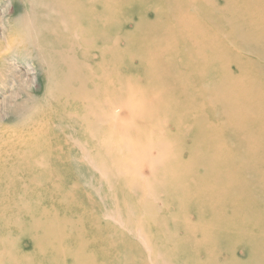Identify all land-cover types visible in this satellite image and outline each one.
Listing matches in <instances>:
<instances>
[{
    "label": "bare ground",
    "instance_id": "bare-ground-1",
    "mask_svg": "<svg viewBox=\"0 0 264 264\" xmlns=\"http://www.w3.org/2000/svg\"><path fill=\"white\" fill-rule=\"evenodd\" d=\"M119 1L127 2L129 0H21L23 7L28 12L29 9L31 10L30 16L26 14L28 17L24 22L26 31H22L21 39L15 36L17 28L9 31L7 27L8 32L4 31L0 34V71L7 70L5 72H8L7 77L16 78L18 77L14 61L16 55H23L26 59L27 56H32L36 59L32 61H36L39 74L46 77L44 90H47V95H45L44 101L53 105L50 113H47L52 116L43 118L41 127L44 129L47 122V126L50 122L59 124L62 125L60 128L64 134L68 128L73 127L74 135H70L67 138L69 141L66 143L67 148H70L74 154L73 156L76 157L75 144L89 145L77 154L86 159L89 158V160L90 157L97 158L98 161H104L110 167H116L110 170L102 165L104 173L112 174L116 178V174H119L117 167L120 165L118 161H116L117 166L113 165L109 159L116 143L115 136L118 127H116L115 120L120 113L116 104L120 102L129 108L131 103L139 98V93L135 92V89L132 90L129 81H127V87H120L125 83L123 82L124 78H121L116 72L119 55L121 54V61L125 62L140 59L146 63L148 59H154L155 77L153 78L158 84L157 93L163 94V97L160 102L151 105L147 111L146 116L149 122L145 130L143 129L144 131L140 129V126L130 123L123 125L124 128L130 130V142L140 146L142 155H144L143 157L142 155L138 156L133 161L129 158L135 163L131 167L138 171L139 166L146 160L144 147L149 148L150 153L148 154L152 153L151 158L157 156L158 162L154 167H157L158 172L167 173L168 180L162 181L157 176V181L152 179L146 183L145 190L151 193L153 199L161 195L181 198L184 208L195 215L196 222H187L180 217L176 220V229H186L188 241L194 246H189L192 251L199 245L204 256L210 257V254L216 256L217 251L225 250L219 248V243H215L217 237L226 239L236 229L238 240L229 251L249 247L251 259L248 264H264V221L260 220V215L264 214V207L260 205V199H256L258 195V197L261 194L264 195V72H261L257 65L258 60L264 59V0H221L224 1L223 4H216L214 0H190L194 3V17L190 18L185 15L180 8L173 9L166 20L150 27L156 35L152 37L148 47L136 49L132 55L120 50L119 46L122 42L125 46L131 45L127 39L137 32V27H134L126 36H122L123 41L119 39L117 31L123 29V25L127 23V18L122 16L125 12L121 15L123 19L116 20L115 13H117ZM133 5L137 6L135 3ZM144 6L147 11H144L142 17L138 18L140 23L150 12L156 16L164 11V7L161 9L157 2L153 4L145 2ZM214 12H220L224 17L212 22L211 15L213 16ZM6 18L5 10L1 11L0 27H4L2 22ZM19 20L20 28L23 24L20 22L23 19ZM221 21L227 27L229 36L233 38L228 36L229 39H224L217 33L219 30L216 29L217 26L215 29L212 28V24H218ZM12 24L15 23L12 22ZM10 27L12 28V26ZM19 28V31L24 29L20 30ZM242 50H246L249 57H242L239 54ZM30 64L27 63L26 66H30ZM127 67L130 69V66H126L124 68L126 72L129 71ZM151 70V67L146 66L139 73L151 75ZM28 71L32 70L28 69ZM21 77H27V75L22 74ZM164 86L176 90L177 97L168 96ZM159 111L163 120L157 118ZM186 115L194 116V121L188 122ZM140 118L136 119L140 121ZM167 123H174L175 129L180 131L179 138L184 136L188 140L187 149L190 163L188 172L184 171L174 157V152L181 150V147L176 145V142L168 135H161ZM48 134V132L38 131L35 137L28 139L35 142ZM25 135L26 132L21 131L10 138L22 137L23 139ZM221 139L225 141L226 146L220 147L218 141ZM228 141L233 142L231 147L227 145ZM63 146L60 145L61 148H66ZM51 152V149L48 151L42 148L37 150V153H46L47 156ZM37 156L39 155L35 157ZM223 157L225 161L219 163L218 161ZM125 161L120 159V163ZM91 162H89L90 165ZM200 171H202L201 175ZM178 173L182 175L180 181L177 180ZM248 174L252 175L253 180L247 178ZM191 176L195 179L191 180ZM197 180L203 187L202 192L205 195L203 198L198 195L197 187L199 185L197 184L199 183H196ZM109 181V185H111L112 180ZM13 182L17 183L18 181ZM132 184L134 185L133 189H139L142 195L148 198L143 190L136 186V182ZM6 185L13 187L11 184L6 183ZM32 185L33 183L30 186ZM193 186H195V190L192 188ZM232 188H234V192ZM106 194L108 193L106 192ZM100 196L98 197L100 198ZM7 208L0 203L1 218L3 216L9 220L8 217H10L11 222L15 219H12L13 216L20 215L21 218H24L21 215L23 211L21 208L11 211H8ZM118 208H120L119 205L116 209ZM145 208L148 219H155L156 217L152 214L153 206ZM122 209L120 208V210ZM229 209L233 210L231 219L225 217L226 210ZM262 209L263 211L260 212ZM117 212L119 211L117 210ZM132 213L131 215H133ZM117 214L115 213V215ZM138 215L137 213L134 216L138 217ZM201 216L210 219L208 230L215 238V240H211V245H206V247L201 246V243H198L195 238V234L201 233L203 230L202 224L198 221ZM103 218L108 219L106 216H102ZM126 218L128 219V217ZM128 220L132 222V220ZM162 220L168 219L163 218ZM186 220L188 219L186 218ZM29 221H31L30 218ZM42 221L45 222L44 219ZM228 222L231 223L232 230L225 228ZM35 225L32 230L36 231ZM106 226L113 238L119 233L116 227L123 229L117 224L115 228L108 223ZM127 226L132 229V226L128 224ZM164 226L166 229L167 224ZM40 227L39 229H42ZM48 235L50 236V234ZM141 235L139 237L133 235V238L138 240L148 238L145 236V231ZM19 238V235L11 237V243H16ZM39 240L45 242L43 237ZM62 243L63 241L56 245L55 242H52L57 255L59 253L68 254L66 249L61 247ZM113 245L114 239L106 240L107 247L111 248ZM6 249H9V245ZM6 249H4L5 252ZM149 252V257H147L158 262L161 261V258H171L180 264H232L227 259L225 261L215 259L213 262L209 260L195 261L193 257H188L190 252L184 251L175 244L166 245L161 256L154 252L149 254ZM181 252H186L183 254L184 257H188L187 261H183L184 257L180 258L179 253ZM2 254L0 253V264H5L6 261L11 264L18 262L12 253H10L11 258L10 256L6 258ZM137 254L140 256L141 253L139 254L138 251ZM82 255L83 253L80 251L74 253L73 264L92 263L89 254L85 255V258L81 257L82 261H79ZM116 255L121 260L122 256ZM128 258L129 256L121 261L126 263ZM166 261L167 263L171 262V260Z\"/></svg>",
    "mask_w": 264,
    "mask_h": 264
},
{
    "label": "rangeland",
    "instance_id": "rangeland-1",
    "mask_svg": "<svg viewBox=\"0 0 264 264\" xmlns=\"http://www.w3.org/2000/svg\"><path fill=\"white\" fill-rule=\"evenodd\" d=\"M152 1L153 3H159L161 9L164 7V11L162 13L160 12L161 14L158 13L156 16H154L151 12H148L149 14L146 16L145 20L140 23L138 18L142 17L144 11H147V8L144 6L145 2L153 4ZM214 2L216 4H223L224 1L214 0ZM133 3L137 6L133 5ZM140 5L142 6L139 7ZM177 8L183 10L185 15L190 18L194 17V3L190 0L119 1L117 3V13H115L116 20H119L120 18L123 19V17L127 18V23L123 25V29H121L122 31L120 29L117 31L119 32L117 33L119 39L122 40V36H126L127 33L134 29V27H137V32L132 37L127 39L128 42H131V45L125 46L122 42L119 49L127 52L128 54L131 53L132 55V52L136 49L147 48L152 37L156 35L154 30L150 27L152 25L162 23L163 20H166L167 16L172 13L173 9ZM4 10L5 18H7L2 22L4 23V27H0V34L4 31L8 32V28L9 31L10 29L12 30L17 28V34L15 36L20 38L22 31H26L24 22L26 20L25 18L30 16L29 13H31V10L29 9L28 12L25 7H23L21 0H0V16L1 11ZM123 12L125 13L122 15ZM26 14L29 15L27 16ZM221 17L224 16H222L220 12H214L213 16L211 15V21L216 22ZM7 19L9 20L7 21ZM19 19H23L20 22L23 23L20 28L18 26L20 25L18 23V21H20ZM6 21L8 26L6 25ZM223 21L218 24L216 23L217 25L212 24V28L215 29V26H217L216 29H219L217 31V33L220 34L219 36L224 39H229L231 36H229L228 29L223 24ZM12 22L15 24H12ZM9 25L12 26V28ZM18 28L20 30L24 28L25 30L23 29L19 31ZM239 54L242 57H249V53H247L246 50H242ZM24 57L25 56L23 55H16L14 60L17 67L16 75H18L16 78L22 80H17L15 77H7L6 74L8 72L5 73L7 70L0 71V203L5 205L6 208L8 207V211L21 208L23 210L21 215L24 216L22 219L20 215L17 216V214H15V216L19 217L17 218L14 217L13 214V217H11L12 219H15H13L12 222L11 218L8 216L9 220H7V218H3V216L2 218L0 217V250H3L0 251V253H3V256L6 258L10 256L11 258L13 255V257L18 260L16 264H73V259H75L74 253H79L80 251L83 255L80 256L79 261H82L81 257L85 258V255L88 256L89 254L92 259L91 264H162V262H164L163 264H180L171 258H161L160 262L148 258L149 251V254L154 252L156 255L161 256L166 245L172 246L175 244L184 251L190 252L188 257H193L195 261L209 260L213 262L215 259L220 261H225L227 259V261H230L229 263L232 264H248L251 259V256L249 257V247H235L238 249L229 251L231 246H233L238 240L235 233L237 232L236 229L226 239L217 237V242L215 243H219V248H224L225 250L222 252L217 251L216 256L212 254H210V257L204 256L202 253L203 250L199 247V245L196 246L197 248L194 249V251H192L189 246L192 247L193 245L188 241L189 238L186 229H176V220L180 217L187 222H196L197 219L195 215L189 213L188 209L184 208V202L181 198H172L167 195H161L157 198L154 197L153 199L151 198V193L145 190L147 186L146 183L152 179L157 181V176L162 181L168 180L169 176L167 173L158 172L157 167H154L158 162L157 156L151 158L150 156L152 153L148 154L150 153L149 148L144 147L146 160L139 166V170L135 171L134 168L131 167L132 164H135L132 162L133 159L141 156L143 152L140 146H136L130 142V130L128 128H124L123 125L125 123H130L135 126H140L141 130H145V127L149 122L146 116L147 111L151 105L160 102L163 97V94L157 93L158 84L153 78L155 77V73L153 71V67L155 66L154 59H148L146 63H143L140 59H133L130 62H125L121 61V54L119 55L117 63L118 69L116 72L119 76H121V78H124L123 82L125 83V85H120V87H127V81H129L132 90L135 89V92L137 91L139 93V98L132 102L129 108L125 107L120 102V104L118 102L116 104L118 112L120 113L116 116L115 120L116 127H118L116 128V143L113 149V154L109 156V159L113 165H116V161H118L120 167H117L119 174H116L117 177L114 178L112 174L109 175V173L105 172L107 174L106 175L102 171V165H105L106 169L110 168V170H113L116 167H110V165H107L106 162L98 161L97 158L90 157L89 160V158L86 159L85 157L77 154L85 150L87 146L89 147V145L85 146L75 144L76 149L74 153L76 157L73 156L74 154L70 148H67L66 146L67 141H69L67 138H69L70 135H74L75 131L73 127L68 128V131L65 134L62 132V128H60L62 125L59 124L50 122L47 126V122L44 129L41 127L40 124L43 118H49L52 116L47 113H50L53 105L51 103H49V105L44 101L45 95H47V90H44V79H46V77H42L41 74H39V70L35 64L36 61H32L36 59L32 58V56H30L31 58L27 56V59ZM30 62H32V64H30ZM27 63L30 64V66H26ZM257 63L259 70L264 72V59L258 60ZM126 66H130V69L127 67L129 69L127 72L124 69ZM146 66L151 67V75H143L139 73V71ZM251 66L254 67L253 65ZM28 69H31L32 71L30 72ZM22 74L27 75V77H21ZM31 81L33 82L31 83ZM164 90L168 96L176 98L178 95L177 91L170 87L164 86ZM120 106H123L124 108H121ZM157 114L158 120H163L160 111ZM138 117L140 118V121L136 119ZM185 117L188 122L192 123L194 121V116L192 115H186ZM21 131L26 132L27 135H25L23 139L22 137H18V139L13 137L15 140L10 138V136L15 133H20ZM38 131L42 133L48 132L49 134L37 139L35 142L28 139L30 137H35ZM162 131L161 135H168L176 142V145L181 147V150L174 152V157L177 159L179 165L183 167L184 171L188 172L190 170V163L188 160L189 152L187 148L189 143L187 138L184 136L179 138L180 131L175 129L174 123H167ZM158 134L160 135V133ZM218 142L220 147L226 146L224 140L221 139ZM231 144H233V142H227V145H230V147L232 146ZM60 145H64L63 147L66 148H61ZM41 148L46 151L51 149L52 152L48 156L46 153H37V150H40ZM34 149L35 151H33ZM36 155L39 156L35 157ZM143 156L144 155H142V157ZM129 158L132 159V161L129 160ZM120 159L126 161L120 163ZM90 161H92L91 165L94 164V166L90 165ZM223 161H225L224 157L218 162L223 163ZM234 161H236V159H234ZM100 164L101 166H99ZM12 170L15 172H12ZM199 173L201 175L202 171ZM108 176L109 178H107ZM177 176V180L180 181L182 178L181 173H178ZM247 178L249 180H253L252 175L248 174ZM194 179L195 177H192L191 180ZM109 180H112L110 183L111 185H109ZM13 181L18 182L15 183ZM133 182H136V186L142 189L148 198L144 197L139 189L132 188L134 186L132 184ZM6 183L11 184L13 187H7ZM31 183H33L34 186H30ZM196 183H199L197 184L199 185L197 187V190L199 191L198 195L203 198L205 196L202 192L203 187L200 186L201 184L199 180H197ZM194 187L195 186L192 188L194 189ZM232 190L234 192V188H232ZM106 192L108 194H106ZM99 195H101L100 198L98 197ZM258 196L256 199H260V205H263L262 207H264V195L261 194L260 197ZM117 205H119L121 209L123 207V212H121L122 210H120V208L116 209ZM150 205L154 208L152 209V214L156 217L155 219H148L145 214V207L149 208ZM117 210L121 213L117 212ZM262 211L263 209L260 210V212ZM131 212H133V215H131ZM115 213L118 214L115 215ZM137 213L139 214L138 217L134 216ZM232 214V209L226 210L225 217H227V219H231ZM101 215L108 217V219H102ZM260 216L262 217H260V220L263 222L264 214H261ZM126 217L132 220L133 223ZM29 218L32 223L29 221ZM163 218H167L168 220L163 221ZM186 218L188 220H186ZM43 219L46 223L42 221ZM46 220L49 221L47 222ZM198 221L202 224L203 230L201 233L198 232L195 234L197 242L201 243L200 245L203 247L211 245V240H215V238H213V234L209 233L208 230L210 219L208 217L201 216V219ZM164 222L166 223L164 224ZM106 223L113 228H115L117 224L123 229L116 227L119 230V233L113 238L109 234L110 230L107 228ZM34 224H36L35 228L37 227L36 231L35 229L32 230V228H34ZM127 224L132 226V229L127 226ZM163 224H167L166 229ZM40 226L42 229H39ZM47 228H49V232ZM225 228L232 230L231 223L228 222L225 225ZM144 231L145 236L148 237L145 238V240L133 238V235L139 237V235L144 233ZM203 231L204 234H202ZM42 233L43 236H41ZM48 234H50V236ZM18 235L20 237L19 240L12 244L11 237ZM42 237L45 242L39 240L42 239ZM110 238L114 239V245L111 248L106 246V240H110ZM62 241L63 243L61 244V247L66 249L68 252L67 255L63 253H59V255H57L53 248L54 244H52V242H55V244L58 245ZM8 245L10 250L6 249L8 248ZM4 249L8 252H5ZM122 251L125 254L130 253V255L126 254V256H124L125 254ZM138 251L139 254L141 253L142 255L140 254V256H138ZM9 252L12 253V255ZM183 253H179V256H181L180 258L185 256ZM116 254L122 256L121 260L128 256L129 258L125 263L118 259ZM131 256L133 259H131ZM188 257H184L183 261H187ZM234 258L235 261H233ZM86 259L88 260L87 257ZM166 260H171V262L167 263ZM5 264L11 263L6 261Z\"/></svg>",
    "mask_w": 264,
    "mask_h": 264
}]
</instances>
